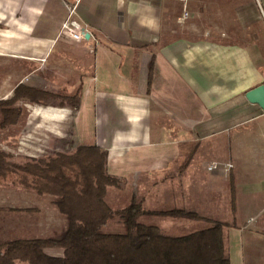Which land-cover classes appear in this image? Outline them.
<instances>
[{
    "label": "crops",
    "instance_id": "crops-1",
    "mask_svg": "<svg viewBox=\"0 0 264 264\" xmlns=\"http://www.w3.org/2000/svg\"><path fill=\"white\" fill-rule=\"evenodd\" d=\"M77 2L89 35L81 41L62 33ZM182 6L186 21L210 26L178 36ZM224 22L236 25L224 32ZM7 55L28 69L80 70L82 144L106 149L113 173L140 166L182 178L187 204L199 199L202 214L230 223L231 264H264V190L257 170L242 167L264 150L254 137L264 110L246 98L264 85V0H0ZM110 114L120 119L112 131ZM209 161L221 167L209 171Z\"/></svg>",
    "mask_w": 264,
    "mask_h": 264
},
{
    "label": "rangeland",
    "instance_id": "rangeland-1",
    "mask_svg": "<svg viewBox=\"0 0 264 264\" xmlns=\"http://www.w3.org/2000/svg\"><path fill=\"white\" fill-rule=\"evenodd\" d=\"M175 11L177 14L181 12L184 15L185 10L182 6L176 7ZM180 20L176 25L178 36H183L191 29L200 31L211 24L200 19L192 22ZM234 25L236 24L231 22L219 23V27L224 32L233 30ZM242 25L243 23L239 27H243ZM224 38L228 39V36ZM9 56H0V152L4 154L0 161L1 243L15 239L45 237L60 233L67 227V220L56 205L57 197L49 193L41 194L35 188L24 186L19 183L20 173L11 171H15V164H35L48 161L59 154L71 155L78 146L84 145L82 143L85 141L80 139L88 135V128L79 134V127L76 124L78 108H75V104L78 99L81 71L76 68L57 69L54 67L56 64H50L43 70L28 69L21 67L22 62H16L20 59ZM57 61L59 60L53 62L57 63ZM19 85L46 91L49 94L36 101L24 97L9 105L4 104L3 101L13 97ZM10 108L16 109L11 114L14 123L6 124L5 110ZM106 121L111 131L120 127V119L111 114ZM254 137H257L259 145L264 147V130ZM259 152H262L259 160L255 159L250 164L251 167H242L245 171L246 169L257 170L255 176L249 175V177L255 178L254 182L260 187L259 190H264V150ZM184 157L185 149L182 148L178 164ZM211 163L221 164L209 161L208 170ZM177 167L173 166L174 169ZM142 169L140 166L134 170L123 167L113 173L109 167V173L119 179V186L108 187L105 195L106 203L114 211L124 209L135 197L137 202H140L148 211L184 208L194 210L202 217L214 219L202 214L206 210L203 209V205H200L199 199L194 198L188 204L186 203L185 182L182 178L170 182L167 174L154 176L139 174ZM204 192L207 193V189ZM139 220L145 224L158 226L171 235L189 234L209 225L205 220L152 215H144ZM106 230L123 231L122 221L117 214L113 215ZM46 252L52 256H63L61 249L50 248Z\"/></svg>",
    "mask_w": 264,
    "mask_h": 264
},
{
    "label": "trees",
    "instance_id": "trees-1",
    "mask_svg": "<svg viewBox=\"0 0 264 264\" xmlns=\"http://www.w3.org/2000/svg\"><path fill=\"white\" fill-rule=\"evenodd\" d=\"M81 92L79 87L75 108H79ZM48 94L19 85L3 103L9 105L24 97L36 101ZM15 111L5 110L6 124L14 123L11 114ZM3 155L0 152V161ZM108 156L106 149L93 144L48 161L15 164L11 172L20 173L19 183L57 197L67 227L45 237L0 242V264H231L228 222L184 208L148 211L135 197L127 207L114 211L105 195L108 187L119 186V179L108 171ZM115 214L122 221L121 232L106 230ZM144 215L205 220L209 225L189 234L171 235L140 222ZM50 248L61 249L63 256L49 255L46 250Z\"/></svg>",
    "mask_w": 264,
    "mask_h": 264
},
{
    "label": "built area",
    "instance_id": "built-area-1",
    "mask_svg": "<svg viewBox=\"0 0 264 264\" xmlns=\"http://www.w3.org/2000/svg\"><path fill=\"white\" fill-rule=\"evenodd\" d=\"M77 8H78V2L73 6H68L69 15L62 27L63 35L69 37L73 41L86 40V36L88 35V32L84 27V23L77 13ZM188 16L189 13L184 12V15L182 16L181 19L185 20L186 18H188ZM220 167L221 164L211 163L209 165V170L213 171Z\"/></svg>",
    "mask_w": 264,
    "mask_h": 264
},
{
    "label": "water",
    "instance_id": "water-1",
    "mask_svg": "<svg viewBox=\"0 0 264 264\" xmlns=\"http://www.w3.org/2000/svg\"><path fill=\"white\" fill-rule=\"evenodd\" d=\"M89 35L86 36L88 38ZM250 103L259 105L264 110V85H260L246 93Z\"/></svg>",
    "mask_w": 264,
    "mask_h": 264
}]
</instances>
